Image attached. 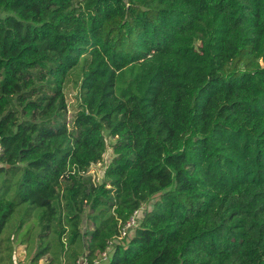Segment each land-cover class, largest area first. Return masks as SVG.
I'll return each mask as SVG.
<instances>
[{"label": "trees", "instance_id": "16d2710c", "mask_svg": "<svg viewBox=\"0 0 264 264\" xmlns=\"http://www.w3.org/2000/svg\"><path fill=\"white\" fill-rule=\"evenodd\" d=\"M0 14V264H20L34 229L29 264L91 260L154 196L109 264H264V0H0ZM86 56L69 126L64 84Z\"/></svg>", "mask_w": 264, "mask_h": 264}, {"label": "rangeland", "instance_id": "374dc122", "mask_svg": "<svg viewBox=\"0 0 264 264\" xmlns=\"http://www.w3.org/2000/svg\"><path fill=\"white\" fill-rule=\"evenodd\" d=\"M3 14H0V17H3ZM88 59V56L84 57L78 66L73 69L66 77L65 84H64V97L67 104V112H66V122L69 126H71V121L73 120L75 113L81 109V97L82 92L80 91V84L83 79V74L85 70V63ZM105 137H106V153L103 157V160L101 163L97 165H93L87 172V176H90L92 179L95 178V181L100 183L102 180V173L104 167L107 165V163L110 161L112 157V151H111V145L113 143L112 139L108 136L107 131H105ZM158 199V196H154L148 203L142 206L141 212L142 215L144 211L151 210L154 202ZM14 223V222H13ZM83 228H91V222H88L87 220H84L81 225ZM38 229H34L29 237L30 244L28 247H18L16 254H15V261L20 262V264H29L30 259L33 257V254L35 252L36 248V232ZM132 232L129 234L132 236ZM10 234H7L4 238L7 236H10ZM129 236V237H130ZM52 245L54 247V250H58L57 247V241L53 236H50ZM48 261V257L45 256L41 258L37 264H46ZM54 264H58V260H55Z\"/></svg>", "mask_w": 264, "mask_h": 264}, {"label": "built area", "instance_id": "2783aa9c", "mask_svg": "<svg viewBox=\"0 0 264 264\" xmlns=\"http://www.w3.org/2000/svg\"><path fill=\"white\" fill-rule=\"evenodd\" d=\"M141 215V209L134 211L133 214L128 218V220L120 226L118 234L107 241L106 247L103 251L97 252L94 255L95 257L91 260L87 257L86 254L82 255L77 259L75 264H109L114 245L121 242L131 232H133L134 228L138 224V219Z\"/></svg>", "mask_w": 264, "mask_h": 264}]
</instances>
